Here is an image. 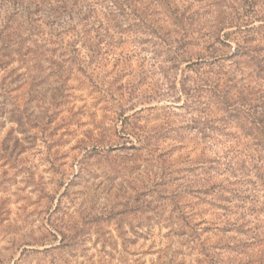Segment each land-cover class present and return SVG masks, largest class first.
Instances as JSON below:
<instances>
[{"label":"rangeland","instance_id":"374dc122","mask_svg":"<svg viewBox=\"0 0 264 264\" xmlns=\"http://www.w3.org/2000/svg\"><path fill=\"white\" fill-rule=\"evenodd\" d=\"M70 9L0 0V264H200L170 204L194 185L197 151L170 135L158 151L138 143L143 134L153 145L160 123L139 110L166 100L128 103L136 63L124 71L121 50L73 39ZM206 227L210 249L217 238Z\"/></svg>","mask_w":264,"mask_h":264},{"label":"trees","instance_id":"16d2710c","mask_svg":"<svg viewBox=\"0 0 264 264\" xmlns=\"http://www.w3.org/2000/svg\"><path fill=\"white\" fill-rule=\"evenodd\" d=\"M60 2L71 7L73 39L121 50L124 71L136 63L128 103L166 100L139 110L160 123L153 145L143 134L138 143L158 151L170 135L173 146L197 151L194 185L182 184L170 204L178 234L200 246V264H221L223 251L229 264H264V0ZM191 199L217 222H205ZM212 225L217 246L207 249L201 236Z\"/></svg>","mask_w":264,"mask_h":264}]
</instances>
